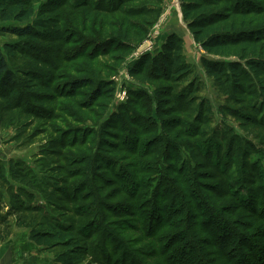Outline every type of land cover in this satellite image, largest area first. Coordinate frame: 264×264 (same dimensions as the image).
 Here are the masks:
<instances>
[{"label":"rangeland","instance_id":"374dc122","mask_svg":"<svg viewBox=\"0 0 264 264\" xmlns=\"http://www.w3.org/2000/svg\"><path fill=\"white\" fill-rule=\"evenodd\" d=\"M22 1L35 12L23 25L59 23L58 36L57 27L48 31L56 40L44 43L58 92L37 110L0 98V204L9 209L16 195L38 229H70L87 248L78 264H264V96L257 81L224 95L204 68L207 53L184 21L182 0H105L106 10L101 0ZM242 1L264 53V0ZM171 36L180 37L194 74L187 81L135 79L131 70L160 62ZM20 41L0 30L14 68L24 56L5 45ZM83 76L111 92L86 103L91 91L69 86ZM109 141L119 143L115 153L105 151ZM20 164L35 189L14 181ZM8 220L6 241H16L17 257L27 254L30 230Z\"/></svg>","mask_w":264,"mask_h":264},{"label":"trees","instance_id":"16d2710c","mask_svg":"<svg viewBox=\"0 0 264 264\" xmlns=\"http://www.w3.org/2000/svg\"><path fill=\"white\" fill-rule=\"evenodd\" d=\"M132 1L128 0L124 3ZM232 1L182 0L184 21L188 24L196 43L206 51L204 68L224 95L230 97L231 94H239L244 90L246 82L254 78L264 96V53L259 49V41L255 39L253 31L247 27L245 19L251 9L249 4L242 0L236 5H230ZM240 2L244 4L240 5ZM98 8L109 9L105 5V0L98 2ZM129 9L128 7L124 10ZM34 13V7L26 1L0 0V20L2 22L14 20L16 23L15 25L2 23L0 30L14 34L22 40L16 44L8 43L5 47L10 52H19L24 56L23 62L14 68L0 48V98L11 108L26 105L28 109L37 110L41 106L52 104L57 99L58 90L53 85L56 77L54 79L50 69V66H55L53 55L45 53L44 43H52L56 40L55 37L60 34L59 23L39 19L34 24L23 25L22 23L28 22ZM53 26L58 28L54 29L55 37L48 32ZM261 34L264 36V32ZM57 38L59 40V37ZM182 48L180 37L171 36L161 61H145L142 67L131 70L132 76L139 81H150L153 76L162 77L166 74L169 80L187 81L194 74V70L184 61ZM225 58L228 60L225 61ZM149 68L152 70L150 69L148 73L146 70ZM84 76L70 82L69 86L72 90L87 88L91 91L85 95L86 103L95 105L98 100L105 98L106 94L111 92L112 87L107 83L102 85ZM253 113H258L256 107ZM106 132L117 134L109 130ZM116 144L119 143L109 141L107 143L109 148H106V145L105 151L115 153L118 150ZM17 166L12 170L14 181L18 182L20 187L25 185L35 189L37 185L32 173L23 164ZM13 198L16 203L9 209H5L7 206L3 202L0 204L1 211L6 210V215L0 216V241L4 242L12 235L13 225L8 219L14 216L16 226L29 229L30 239L43 250L56 251L60 247L64 248L56 251L54 261L59 264H78L87 248L81 245L80 241L72 239V231L56 226L55 223L47 224L45 229L41 227L38 229L36 224L29 221L26 215L28 210L24 203H20L22 201L16 195H13Z\"/></svg>","mask_w":264,"mask_h":264},{"label":"crops","instance_id":"0c3cea01","mask_svg":"<svg viewBox=\"0 0 264 264\" xmlns=\"http://www.w3.org/2000/svg\"><path fill=\"white\" fill-rule=\"evenodd\" d=\"M16 241H6L0 244V264H59L54 261L53 255L48 252L41 251L42 247L38 246L33 241H28L27 254L16 256L14 253V245ZM25 244V243H24ZM26 247H28L26 249Z\"/></svg>","mask_w":264,"mask_h":264}]
</instances>
